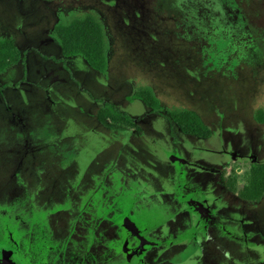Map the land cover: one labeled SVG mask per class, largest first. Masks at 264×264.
<instances>
[{"label": "rangeland", "instance_id": "rangeland-1", "mask_svg": "<svg viewBox=\"0 0 264 264\" xmlns=\"http://www.w3.org/2000/svg\"><path fill=\"white\" fill-rule=\"evenodd\" d=\"M88 18L107 68L70 56L75 82L60 31ZM0 36L25 54L0 76V264H264V0H0Z\"/></svg>", "mask_w": 264, "mask_h": 264}, {"label": "trees", "instance_id": "trees-1", "mask_svg": "<svg viewBox=\"0 0 264 264\" xmlns=\"http://www.w3.org/2000/svg\"><path fill=\"white\" fill-rule=\"evenodd\" d=\"M60 33L64 43V53L67 55V58L59 62L62 63L63 69L68 72L72 80L77 82L68 67V58L70 56L83 57L94 70L99 72L106 71L108 59L104 41L105 35L101 26L92 18L80 22L76 21L67 29L61 30ZM21 56L23 57L22 59L25 60V54L22 55L12 39L0 36V76L3 75L10 66L18 63L19 60H21ZM139 98L143 99L146 106L152 107L155 114L164 118L169 123L173 132L174 128H179L186 137L205 140L213 136L200 118L194 113H165L163 110H160L158 107L159 102L152 91L144 92ZM109 107H111L114 113L116 112L127 120V122L130 124L132 123L133 118L128 113H123L112 105H109ZM257 120L264 124V114L260 113ZM256 163V167L251 176L250 185L246 189V198L249 200H256L264 193V160L259 159Z\"/></svg>", "mask_w": 264, "mask_h": 264}, {"label": "flooded vegetation", "instance_id": "flooded-vegetation-1", "mask_svg": "<svg viewBox=\"0 0 264 264\" xmlns=\"http://www.w3.org/2000/svg\"><path fill=\"white\" fill-rule=\"evenodd\" d=\"M205 223H206V224H207V223L212 224V221H211L210 219H207V220L205 219ZM217 225H218V224H217ZM142 244H143V243H142ZM140 246H141V243H140V245H139V246L137 247V249H136V250H138V252H140L139 249L142 250V251L146 249V248H144L143 245H142L141 248H140ZM136 250H135V249H134V250H131L130 253H131V254H132V253H137V252H135ZM129 256H131V255H129ZM6 262L9 263V264H15V263H13L11 260H9L8 258H7ZM6 262H5V263H6ZM0 263H1V261H0Z\"/></svg>", "mask_w": 264, "mask_h": 264}]
</instances>
